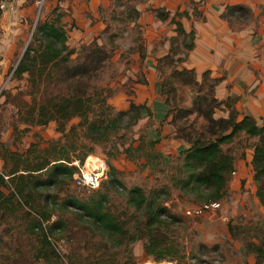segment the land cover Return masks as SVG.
I'll return each mask as SVG.
<instances>
[{
	"label": "trees",
	"instance_id": "1",
	"mask_svg": "<svg viewBox=\"0 0 264 264\" xmlns=\"http://www.w3.org/2000/svg\"><path fill=\"white\" fill-rule=\"evenodd\" d=\"M63 1L56 0L50 12L37 21L32 40L12 70L11 78L20 79L26 75L27 83L26 91L19 93L14 100L15 104H11L14 108L16 106L15 121L27 128L45 127L53 122L60 138L50 141L44 148L38 145L34 149L28 147L24 153H7L5 150L8 157L0 152V159L4 162L0 168V257H3L4 264H117L118 261L112 258L114 254L112 259L91 261L88 257L81 260L74 250L67 255L59 253L55 241L60 237L54 236L57 232L61 236L68 225L63 217L51 222V213L55 209L65 211L73 208L75 221L82 222L84 228L90 229L92 234L111 239L113 245H122L128 237V244L141 240L144 253L156 262L183 261L186 258L185 248L171 230V225L179 222V217L166 204L169 196L167 188L153 189L148 194L138 186L126 188L128 203L142 213L139 220L134 217L133 231H129L125 220L108 209L106 192L94 189L86 198L69 195L60 203H56V196L47 192L50 186L64 184L73 178L77 168L71 163H84L85 158L91 154V149L85 148L87 143L107 144L115 139L122 128L135 125L142 117V111L151 115L145 104L133 101L129 102L127 109L115 111L107 103L111 95L109 89L89 86V78L108 60L109 53L96 40H92L81 45L79 55L73 57L75 49L67 43L69 29L64 21L70 11L63 8ZM8 2L0 0V15ZM154 10L161 20L169 19L176 32V36L169 38V47L165 53L155 58L156 78L162 72L159 67L167 64L173 67L171 77L179 83L177 87L170 80L158 82V92L164 96L163 102L167 108L163 119L168 120L167 115L170 117L174 113L168 122L173 137L182 142L176 156L167 161L168 165L173 160L178 162L171 172V187L183 195H192L200 204L220 201L230 190L236 162L244 160L249 151L256 184L254 195L264 211V119L258 121L240 113L231 99L220 101L215 86L221 77H212L209 69L198 73L195 68L183 64L194 48L193 30L185 32L179 20L188 17L187 11L175 12L169 18V12L164 8ZM110 12L100 14L98 19L108 23L110 18L116 16L110 15ZM131 12L132 22L136 24L140 11L132 7ZM222 15L226 18L230 15L243 22L253 16L252 11L242 4L227 5ZM179 37L182 39L179 40ZM180 51L182 56L173 59ZM185 86L191 89L189 105H170V97L173 99L177 89H184ZM4 103L7 101L4 100ZM223 108L226 114H218L217 110ZM192 116L193 119L190 118ZM123 117L128 118L126 126L121 123ZM75 118L78 121L74 123ZM196 118L201 120L198 129L192 127ZM178 120H182V123H178ZM131 132L126 139L129 140L128 145L120 143V146H125V155L134 143H138L139 148L144 144L152 146L158 142L147 140L145 134L131 135ZM120 134L119 138L124 140V135ZM239 135H242L244 141H252L246 145L245 151L237 155L231 152L228 145ZM116 147L115 144L112 147L115 151L107 153L109 158H115L118 154ZM154 154L150 155V162L160 159L158 154ZM115 170V166L110 163V184L125 188L115 176ZM243 185L242 179L240 187ZM48 203L52 207L50 210L47 208ZM24 209L28 220L27 230L34 237L31 241L27 237V248L21 247L9 221L17 219L18 212ZM42 222L46 223L45 226ZM231 228L227 226L229 233ZM256 229L264 234V221L255 224ZM249 231L250 227L247 229L249 238L243 236V239H248H241L244 242V254L255 258L253 264H264V236L255 242ZM103 246L108 247L106 244ZM131 258L130 250L128 260H133ZM245 264L249 263L246 261Z\"/></svg>",
	"mask_w": 264,
	"mask_h": 264
},
{
	"label": "rangeland",
	"instance_id": "2",
	"mask_svg": "<svg viewBox=\"0 0 264 264\" xmlns=\"http://www.w3.org/2000/svg\"><path fill=\"white\" fill-rule=\"evenodd\" d=\"M81 1H71L75 6L73 13L77 16V24L73 23V25H70L71 21H66L72 40L75 39V31L77 29L83 31L88 26L100 21L97 16L89 15V5H87V2L81 11H79V8H76ZM111 1L113 2V6L111 3L107 13L112 11L110 15L116 16L113 19L110 18V21L101 30L95 32L89 30L92 32L89 33L87 41L96 40L98 44L108 51L109 58L100 69L92 74L88 84L90 87L109 89L111 95L107 103L111 104L115 111L125 110L116 108V106L123 103L122 100H125L124 95L128 94L129 91H133V89L145 91L151 88L148 95V98L151 100L146 106L150 110L151 116L142 111L143 117L140 118L141 120L139 119L135 125L131 126L127 125L128 118L123 117L121 123L127 126L116 134V140L111 139L107 144H86L85 148L87 150L91 149V154L87 156V158L89 157L88 160H97L98 163L96 164H100L101 160H104L106 164V175L95 190L107 193L108 209L125 220L129 231H133L134 217H137L136 219L139 220L142 217V213L136 211L128 203L126 188L130 189L133 186H138L143 188L146 194L153 189L167 188L169 196L166 204L179 217V222L172 224L171 230L174 231L173 236L177 237L179 243L185 248L186 258L183 261L162 260L156 262L153 257L144 253L143 242L141 240L128 244V237H126L122 245H113L114 243L111 239L102 238L98 234H92L90 229L84 228L82 222L75 221L73 215L75 209L73 208H68L65 211L58 209L51 210V217L54 216L51 222L63 217L66 219L68 225L61 236L58 232L54 236L55 238L60 237V239L55 241L59 253L67 255L74 250L78 253L81 260L84 257H88L91 261L99 258H113L118 261L117 264H132V261L135 264H245L248 257L244 254L242 246L244 244L243 240L249 238L247 234L248 227H250L249 235L255 239V242H259L260 238L264 236L262 232L258 231L259 229L255 230V224H258L259 221H264V211L260 208L255 195L253 196L251 181L247 185L245 184L247 176L250 175L248 163L241 161L239 163L240 170L235 171L236 175L240 172L245 174L243 178L244 185L242 187H240L241 185H237L235 188L229 186L230 190L228 188L229 191L219 201L221 208H218L215 213L208 211L196 214V211L192 212V210L197 209L200 203L196 202L192 195H183L171 187V172L178 162L173 160L168 165L165 158L171 155L174 150L177 151L182 145L179 146L169 140L171 136L167 130L166 122L159 124V126L165 129L162 130L163 135L162 139H160L163 142L152 146L144 144L139 148L138 143H134L130 147V151L126 155L124 154L125 146H120V143L123 142L126 146L128 145L129 140L126 139L129 137L130 130L132 131L131 135L141 134L144 136L146 132L149 137L150 130L154 128L153 125L157 126L159 122L153 121L158 120L156 115L161 118L165 116L166 105L163 102L164 96L160 95L157 90L158 82L170 80L177 87H179V83L171 77L170 71L173 67L171 65L167 66V64L159 67L162 72L160 73L161 76L160 74L158 75L157 82H154L152 78L146 77L148 66H150L149 63L154 60L153 58L156 55L165 50L164 45L166 39H168V36L165 35H167L168 30L163 36H156V34L146 32L141 22L136 24L132 22L133 16L131 11L133 6L139 7L142 10H149L152 6L156 5V0ZM55 4L56 0H9L6 7L2 8L0 15V142L2 146L0 147V152L5 157H8L5 150L7 153H24L28 147L29 149H34L38 145L39 148H44L50 141L60 138V133L55 132L56 125L53 122L45 127L32 126L30 128H27L24 124L17 123L14 113L16 106L14 108L11 105L14 103L16 96L19 93H24L27 87L26 75L20 79L11 78L13 67L16 65L25 47L32 40V34L35 31L37 21L43 19ZM85 44L87 43H70L72 47L76 48ZM178 56H182L181 51L173 59ZM143 68L146 70L144 73L141 72ZM190 91L189 86H185L181 90L177 89L173 99L170 97V105L180 104L183 107L188 106L191 100ZM154 92L155 94H153ZM4 100L7 103H4ZM173 114L172 112L171 116ZM218 114H221V112L218 111ZM171 116L167 115L168 121L171 119ZM190 118L193 119V116ZM77 119H73V122H77ZM161 121L164 122L165 119L162 118ZM178 123H182V120H178ZM149 124H151V127L147 128ZM199 125H201V120L196 118V121L192 123V127L195 126V129H198ZM120 133L124 135V140L119 138ZM251 141H244L242 135H239L228 146L232 153L238 155L240 151H245L246 145ZM115 144L117 146L116 149L120 153L118 152L115 158H109L107 153L110 150L115 151V148H112ZM225 148L227 147L225 146ZM166 150H169L170 154L167 155ZM162 152H164V156H161L164 159L150 162V155L154 153L162 154ZM247 154H249V151H247ZM175 156L173 155L172 157ZM110 163L115 166V176L125 188L110 184V177L108 175ZM3 165L4 162L0 159V168ZM47 192L56 196V203H60L69 195L86 198L93 191L76 187L72 178L64 184L50 186ZM162 198L163 196L161 195L160 199ZM47 208L49 210L52 209L50 203H48ZM187 210L190 213H187ZM25 211V209L19 211L17 219L11 217L14 222L12 219H9V221L11 220V224H9L13 225L14 229L12 231L14 235L18 236L21 247L27 248L25 243L27 237H29L30 241L34 237L27 230L28 220L25 217L27 215ZM217 214L226 216L225 221L220 220ZM227 226L233 227L231 228V233L228 232ZM243 236L248 238L243 239ZM54 237L53 239H55ZM136 243L141 249L140 257L134 255ZM104 244L108 247H104ZM130 250L132 253L131 259H133L131 261L128 260ZM1 253L2 250H0ZM113 254L114 257H112ZM27 256L31 255L27 254ZM0 264H4L3 257H0Z\"/></svg>",
	"mask_w": 264,
	"mask_h": 264
},
{
	"label": "crops",
	"instance_id": "3",
	"mask_svg": "<svg viewBox=\"0 0 264 264\" xmlns=\"http://www.w3.org/2000/svg\"><path fill=\"white\" fill-rule=\"evenodd\" d=\"M71 1L72 0H64L61 2L63 8L70 11V15L66 16L64 21L70 20L77 24V16L73 13L75 6ZM86 2L87 5H89V15L97 16V18H99L100 14L107 13L111 3L113 6L111 0H89V2L88 0H82L80 4L78 3L76 8H79V11H81ZM75 4L77 5L76 1ZM235 4H242L248 7L252 11V18L243 22L239 19H234V17L230 15H227V18L222 15L227 5ZM133 7L140 11V15L136 21L144 25L146 32H151L154 35L156 34V36H163L168 30L167 35H165L168 36L164 45L165 50L156 55L153 58L154 60L149 63L150 66H148V73L146 74L147 78H152L154 82H157L155 58L165 53L169 47V38L176 36L174 25L169 23V19L161 20L154 9L164 8V10L169 12V18L175 12L185 10L187 11L188 17L184 16L179 20L185 32L193 30L194 48L189 52L188 60L184 62V65L195 68L198 73L209 69L212 77H221V81L215 86L216 96L220 101L231 99L234 101L233 106L240 113L250 115L258 121L264 119V0H156V5L152 6L149 10H142L136 6ZM88 19L90 20V18ZM105 24L106 23L100 20L88 26L83 31L77 29L75 31V39L72 40L69 33L67 43H69L70 47H72L70 43L88 44L91 42V40L87 41L89 33L101 30L105 27ZM181 39L182 38L179 37V40ZM72 48L75 49L74 55L80 52V47ZM145 71L146 70L143 68L141 72L144 73ZM149 90H151V88ZM149 90L140 91L139 89H133V91H129L128 94L124 95L125 100H122L123 103L120 105L118 104L116 108L127 109L130 101L136 104H145L147 106L151 100L148 98L150 93ZM153 94H155V92ZM166 109L167 108H165L164 112H166ZM218 111L221 112L220 115L226 114L224 108L222 110H217V112ZM156 118L158 120L153 121H159L158 125H153L154 128L149 132V137L153 138L151 140L158 141L155 145L159 142H163L160 141V139H162L163 135L162 130L165 129L159 126V124L166 122L167 130L171 136L169 140L181 146L182 142L173 137V130L168 120L165 119L164 122L161 121L163 116L161 118L156 115ZM151 124H149L147 128H150ZM144 134L147 138L148 133L146 134L145 132ZM177 151L174 150V154L172 152L171 155L166 156L167 158H165V160L168 161V158L175 155ZM165 152L167 155L170 154L169 150ZM163 153L164 152H162V154L156 153V155L158 154L160 159H162L163 157L161 155H163ZM250 159L251 155L247 154L244 160H238L236 162L230 186L231 188L232 186L235 188L237 185H241V180L244 178L245 174L240 172L236 175L235 171L240 170L239 163L244 161L248 163L250 170V175L247 176L245 184L247 185L248 182L251 181V190L254 196L256 184L253 180ZM134 255L137 257L141 256V249L137 246V243L134 248ZM247 257V262L249 264L255 262V258L252 255H248Z\"/></svg>",
	"mask_w": 264,
	"mask_h": 264
},
{
	"label": "built area",
	"instance_id": "4",
	"mask_svg": "<svg viewBox=\"0 0 264 264\" xmlns=\"http://www.w3.org/2000/svg\"><path fill=\"white\" fill-rule=\"evenodd\" d=\"M3 5H1L2 7ZM89 158V157H88ZM88 158L84 161V163H80L79 161H73L71 164L77 168V171L73 174V180L76 187L86 188L88 190L97 189L106 175V164L104 160H101L100 164H96L93 161L91 163L88 162ZM99 159V158H97ZM234 172H232L233 174ZM199 207L192 212L196 214L205 213L208 211H215L220 207V202H210L199 204ZM190 213V211H186ZM219 219L225 221L226 216L217 214ZM54 219V216L51 217V220ZM43 226L46 223L42 222Z\"/></svg>",
	"mask_w": 264,
	"mask_h": 264
},
{
	"label": "bare ground",
	"instance_id": "5",
	"mask_svg": "<svg viewBox=\"0 0 264 264\" xmlns=\"http://www.w3.org/2000/svg\"><path fill=\"white\" fill-rule=\"evenodd\" d=\"M89 161H94V163H98L97 160H91V159H90V160H88V162H89Z\"/></svg>",
	"mask_w": 264,
	"mask_h": 264
}]
</instances>
